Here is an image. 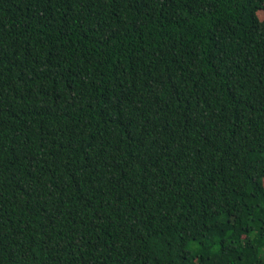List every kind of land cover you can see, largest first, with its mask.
I'll return each mask as SVG.
<instances>
[{
	"label": "trees",
	"instance_id": "obj_1",
	"mask_svg": "<svg viewBox=\"0 0 264 264\" xmlns=\"http://www.w3.org/2000/svg\"><path fill=\"white\" fill-rule=\"evenodd\" d=\"M0 264H264V0H0Z\"/></svg>",
	"mask_w": 264,
	"mask_h": 264
},
{
	"label": "rangeland",
	"instance_id": "obj_2",
	"mask_svg": "<svg viewBox=\"0 0 264 264\" xmlns=\"http://www.w3.org/2000/svg\"><path fill=\"white\" fill-rule=\"evenodd\" d=\"M260 15H263V13H262V14H260Z\"/></svg>",
	"mask_w": 264,
	"mask_h": 264
}]
</instances>
